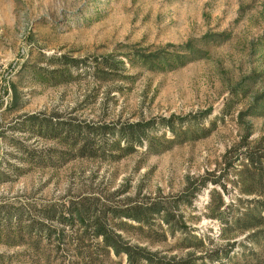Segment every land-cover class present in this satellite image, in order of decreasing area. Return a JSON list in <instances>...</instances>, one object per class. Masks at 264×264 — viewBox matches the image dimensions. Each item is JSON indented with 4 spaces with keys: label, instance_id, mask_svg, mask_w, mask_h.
<instances>
[{
    "label": "rangeland",
    "instance_id": "rangeland-1",
    "mask_svg": "<svg viewBox=\"0 0 264 264\" xmlns=\"http://www.w3.org/2000/svg\"><path fill=\"white\" fill-rule=\"evenodd\" d=\"M212 32L228 38L182 67L128 61ZM170 115L184 136L191 121L207 135L171 144ZM137 120L170 147L119 149L111 131ZM246 157L264 166V0H0V264H129L93 238L91 217L71 223L83 206L162 264L250 262L263 239L233 224L257 197L239 181ZM152 202L170 223L111 218Z\"/></svg>",
    "mask_w": 264,
    "mask_h": 264
},
{
    "label": "trees",
    "instance_id": "trees-1",
    "mask_svg": "<svg viewBox=\"0 0 264 264\" xmlns=\"http://www.w3.org/2000/svg\"><path fill=\"white\" fill-rule=\"evenodd\" d=\"M227 38L228 35L223 34L222 32L206 33L200 37L189 39L183 43H168L165 47L156 50H134L132 52V56L128 58V61L131 65L137 63L151 71L173 70L178 67H182L191 61L206 58L208 54L206 45L212 43L218 44L225 41ZM51 73H53V71H51ZM40 74L41 73H39V75ZM50 77L53 78L58 76L52 75ZM58 83L61 82L58 81L55 84ZM174 119H178L176 123L173 121ZM161 120L167 130L173 135V138H169L168 140L171 144L174 143L175 140L179 139V137H183L184 139H197L199 135L196 136V133H201L203 136L208 133V131H206V133L201 132L203 131V128L191 121V124H188V126L184 128V130L187 131L190 126L189 130L191 129V131L188 135L184 136L182 134L184 131L177 128V125L178 127H182V124H180L183 120L182 118H175L174 115H170L167 118L162 117ZM151 123V120H137L134 122L124 123L116 129L114 128L111 133L116 135L117 139L115 141V145L119 149H125L128 148L129 145L131 146L135 143L142 144L143 141H146V150L151 153H157L170 147V144L168 147L163 146V144L158 142L154 136H149L147 134V128L150 127ZM46 129L48 130L49 128ZM94 129L96 131L95 133H99L98 129H100V126H97ZM102 133L104 132L102 131L100 134ZM121 141L124 142V146L122 148L120 147ZM83 148L84 146L82 145L79 150L82 151ZM246 160H248L246 162V167L238 171L239 181L243 186L245 193H257V197L247 200L245 211L234 219L233 224H235L240 231L248 232L249 238H251L252 242L259 241L258 238L263 239L261 243L258 242L262 248L263 255L255 256L250 262L246 260L245 264H264V166L261 164L256 166L253 158L251 157H246ZM202 183L204 184L205 181ZM223 205L224 201L218 194L215 197V201L210 202L212 217L222 220L221 207ZM84 207L85 206L82 208L75 207L70 210L69 220L71 223L74 221L84 222L86 219L91 217L93 219V224H91L92 236L93 238L97 237L101 239V245L103 249L107 250V252H112L115 255L124 254L129 264H138L141 259H144L149 264H162L159 259L153 257L154 254L149 253L144 248L132 246L131 244L124 242L121 239L120 234L116 233L113 228L107 226V224L99 222L98 216L94 214V212L90 211V207ZM143 211L144 209L141 210L140 206H125L121 209L120 213H112L111 218L121 216L140 221L144 218V220H146L150 215L157 214L161 215L166 222L170 223L169 219L171 212L161 202H152L149 204L147 212L146 210L144 212ZM141 215L145 216L143 217ZM95 217L97 219H95ZM86 232L87 229L83 228L81 231H72V234L68 235L72 242H76L78 244L79 241H83V239H85L84 237Z\"/></svg>",
    "mask_w": 264,
    "mask_h": 264
}]
</instances>
